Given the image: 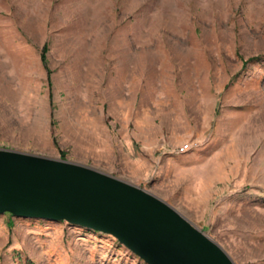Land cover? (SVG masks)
<instances>
[{"label":"rangeland","instance_id":"rangeland-1","mask_svg":"<svg viewBox=\"0 0 264 264\" xmlns=\"http://www.w3.org/2000/svg\"><path fill=\"white\" fill-rule=\"evenodd\" d=\"M0 147L135 184L264 264V0H0ZM0 264L147 263L5 212Z\"/></svg>","mask_w":264,"mask_h":264},{"label":"water","instance_id":"water-1","mask_svg":"<svg viewBox=\"0 0 264 264\" xmlns=\"http://www.w3.org/2000/svg\"><path fill=\"white\" fill-rule=\"evenodd\" d=\"M113 235L147 264H235L164 200L92 167L0 147V214Z\"/></svg>","mask_w":264,"mask_h":264},{"label":"trees","instance_id":"trees-1","mask_svg":"<svg viewBox=\"0 0 264 264\" xmlns=\"http://www.w3.org/2000/svg\"><path fill=\"white\" fill-rule=\"evenodd\" d=\"M47 51V47L46 45L42 48V51H41V58H42V61L44 63H46V56H45V52ZM253 59H255V57H253Z\"/></svg>","mask_w":264,"mask_h":264},{"label":"built area","instance_id":"built-area-1","mask_svg":"<svg viewBox=\"0 0 264 264\" xmlns=\"http://www.w3.org/2000/svg\"><path fill=\"white\" fill-rule=\"evenodd\" d=\"M189 147H190L189 143H184L178 148V150L180 152H183V151H186Z\"/></svg>","mask_w":264,"mask_h":264}]
</instances>
